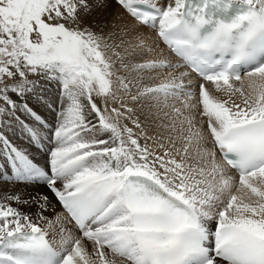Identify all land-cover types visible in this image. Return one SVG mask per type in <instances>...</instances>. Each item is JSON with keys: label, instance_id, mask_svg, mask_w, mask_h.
I'll use <instances>...</instances> for the list:
<instances>
[{"label": "snow or ice", "instance_id": "obj_1", "mask_svg": "<svg viewBox=\"0 0 264 264\" xmlns=\"http://www.w3.org/2000/svg\"><path fill=\"white\" fill-rule=\"evenodd\" d=\"M0 264H264V0H0Z\"/></svg>", "mask_w": 264, "mask_h": 264}, {"label": "bare ground", "instance_id": "obj_2", "mask_svg": "<svg viewBox=\"0 0 264 264\" xmlns=\"http://www.w3.org/2000/svg\"><path fill=\"white\" fill-rule=\"evenodd\" d=\"M114 5L113 4H110L109 7L107 9L104 10V14L105 15H109V17L111 16H115L117 15L119 12H121V9L120 8H113ZM130 23V21H129ZM147 31V30H146ZM149 43L150 44H154V47H155V52L153 53V55H156V54H159L161 52V50L163 49L164 51V54L165 55H169V52H168V49L163 46L160 41L158 39L155 38L154 36V33L152 34V39L149 40ZM173 59H175L173 57ZM186 69H178L177 70V74L178 72L180 71H185ZM33 78V77H30V79ZM147 82V81H146ZM160 81H156V83H159ZM209 88L211 89L212 87L209 85ZM56 93V88L55 86H50V89H49V92H48V96L51 97V96H54ZM169 103L170 104H175L177 107H181L182 104H181V101H173V100H169ZM30 104L32 106H35L38 111L40 112L41 116L44 118L45 121H47L48 125H51L54 127V124H55V119H54V115L45 107H42L40 105H37L35 101H31ZM151 112L152 115L150 117H148L147 119L145 118L147 116V114ZM164 112H171L170 109H157L156 107H152L150 105H146L144 107V109L142 110V114L140 112H138V115L140 117V120H141V124H142V127H144L146 129V131L148 132V135L150 136H156L158 138L160 137H166L168 135V132L165 130L164 127H158V125H163V124H167L169 123L168 119L163 115ZM23 118V117H22ZM129 126H131V124H129ZM15 142L18 144V145H26L28 143L26 137H20L18 140H15ZM145 141L141 140V143H144ZM147 143L149 145H152V146H155L153 141L152 140H149L147 141ZM52 145L50 143H48V141H45L44 142V149L48 150ZM46 154V152L44 153H40L38 155V159L40 161L41 164H43L44 162V155ZM50 195V194H49ZM50 200H51V204H52V207L49 208V210L45 213V216L47 217V220L42 223V221L39 222V226L44 228L46 231H48L49 233V239L52 240L54 242V246L56 247H59V243H58V239L55 240L53 238V230L55 232H57V229H59L58 227V224L59 223H62L63 222V217L61 215V220L59 222H57V219H56V215H52L54 214L53 211H52V208L54 207L55 210H56V213H61L62 212L60 211L57 203L55 202V199L51 197L50 195ZM48 220L52 221V226L49 227L48 225ZM60 225V224H59ZM57 234H54V236H56ZM60 236H58L57 238H59Z\"/></svg>", "mask_w": 264, "mask_h": 264}, {"label": "rangeland", "instance_id": "obj_3", "mask_svg": "<svg viewBox=\"0 0 264 264\" xmlns=\"http://www.w3.org/2000/svg\"><path fill=\"white\" fill-rule=\"evenodd\" d=\"M113 5H114V7H113V8H119V6H117V5H115V4H113ZM42 153H43V152H42ZM52 215H54V216H55V215H56V213H54V214H52ZM55 217H56V216H55ZM44 222H45V221H42V223H44ZM59 224H60V223H59ZM59 224H58V227L60 226ZM55 231H56V230H55ZM55 231L53 230V232H52V233H53V238L55 237V238H54L55 240H57V239H58L57 241H58V243H59V241H60V238H61V237L57 238L58 236H60V235H59V229H57V232H55ZM54 234H57V235H56V236H54Z\"/></svg>", "mask_w": 264, "mask_h": 264}]
</instances>
